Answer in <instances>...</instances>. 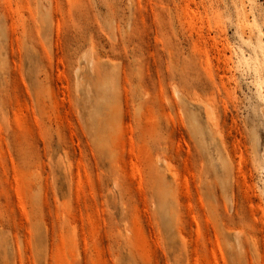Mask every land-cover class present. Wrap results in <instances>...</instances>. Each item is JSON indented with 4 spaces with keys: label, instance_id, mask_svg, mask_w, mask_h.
Masks as SVG:
<instances>
[{
    "label": "rangeland",
    "instance_id": "1",
    "mask_svg": "<svg viewBox=\"0 0 264 264\" xmlns=\"http://www.w3.org/2000/svg\"><path fill=\"white\" fill-rule=\"evenodd\" d=\"M0 264H264V0H0Z\"/></svg>",
    "mask_w": 264,
    "mask_h": 264
},
{
    "label": "bare ground",
    "instance_id": "2",
    "mask_svg": "<svg viewBox=\"0 0 264 264\" xmlns=\"http://www.w3.org/2000/svg\"><path fill=\"white\" fill-rule=\"evenodd\" d=\"M177 89H178V88H177ZM177 89H176V90H177ZM174 92H175V91H174ZM176 92H177V96H180V95H181V94L178 92V90H177ZM176 92H175V93H176ZM180 97H182V96H180ZM180 97H178V98H180ZM182 98H183V97H182ZM182 98H181V100L184 99V98H183V99H182ZM202 102H203V101H202ZM202 102H201V103H202ZM206 102H207V101H206ZM207 103H208V102H207ZM209 103H210V102H209ZM209 103H208V104H209ZM202 104H203V103H202ZM210 104H211V103H210ZM210 104H209V105H210ZM213 104H214V103H213ZM203 105H204V104H203ZM211 107H212V105H211ZM208 108H209V107H208ZM208 108H207V109H208ZM205 109H206V108H205ZM211 110H212V109H211ZM208 111H209V109H208L206 112H208ZM210 112H211V111L208 112V114H209V115H208L209 120H210V117H211ZM212 114H213V113H212ZM213 115H214V114H213ZM215 116H216V115H215ZM215 116H214V117H215ZM213 119L215 120V118H213ZM211 120H212V117H211ZM214 120H212V121H214ZM214 122H216V121H214ZM214 126H215V124H214ZM218 129H219V128H218ZM219 133H220V132H219ZM223 146H224V145H223ZM226 149H227V148H226ZM226 152H227V151H226ZM229 152H230V151H229ZM229 154H230V153H229ZM237 164H238V163H237Z\"/></svg>",
    "mask_w": 264,
    "mask_h": 264
}]
</instances>
